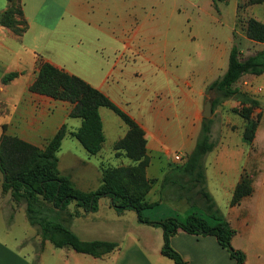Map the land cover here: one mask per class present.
Wrapping results in <instances>:
<instances>
[{
	"label": "rangeland",
	"instance_id": "obj_1",
	"mask_svg": "<svg viewBox=\"0 0 264 264\" xmlns=\"http://www.w3.org/2000/svg\"><path fill=\"white\" fill-rule=\"evenodd\" d=\"M116 1L120 2V0L114 2ZM245 1L240 0L242 5L245 4ZM71 2L72 0H57L56 3L45 0L36 2L28 0L27 13L30 15L32 23L30 25L28 22V30L25 35L26 46L32 45L31 49L39 52L43 47V41L48 37L49 30L52 29L63 10L73 5ZM146 2L148 17L143 27L144 31L141 32L139 38L141 44L145 46L147 56L153 55L156 63L139 58V61L127 66L122 82L128 87H133L132 90L139 92V95L135 97L134 91H132V104L134 103L132 112L136 116L140 115L142 122L150 130L156 129V119L159 120L157 128L160 135L155 150L151 154L152 164L149 169V176L160 178L162 181L169 172L177 173L179 177L176 176L173 179L174 182L172 181L175 187H178L177 191L182 194H194L200 184L194 182L195 176L183 171L187 156L194 150L190 149V145L189 147L183 145V142L186 141L185 135L188 130L187 126L191 121L192 110V106L186 104V93L188 92L189 98H194L199 86H204V84L222 77L228 70L233 47L238 48L242 58H248L262 50L260 47L252 46L247 42L242 25H237V23L238 17L246 21L253 14H255L254 18L264 22V6L255 5L251 9L247 7L240 13L238 9L236 27H234L233 32V27L223 26L221 22L220 10L224 5L220 0H146ZM119 11H123L122 7ZM141 12L143 11L141 10ZM113 16L115 19L116 14ZM85 34H83V44L80 47L70 49V56L66 61L71 63L75 69L97 72V77L100 72V63L93 58L94 48L97 44L110 42L102 39L98 43L92 33ZM72 35L74 37L73 33ZM37 37L39 40H35ZM5 45L8 48L0 46V88L4 89L0 91V137L3 134L27 137L32 133V129L29 127V114L27 112L29 103L27 101L34 93L30 88L36 80L38 72L36 69L32 70L33 56L24 51L21 45L18 46L10 41H7ZM107 51L110 53L112 47H109ZM164 56L167 57L166 61ZM36 57L42 60V56L38 53H36ZM176 61L178 62L175 63ZM20 70L23 73H20ZM136 70L141 73L139 79L133 75ZM16 71H19L17 72L19 73L18 77L7 82L4 81L6 75ZM192 71L195 73L194 77ZM175 74H178L182 79L179 84L174 79ZM187 80L194 82L195 92H191L186 87L185 82ZM134 84L137 86L135 89ZM209 85L211 84H207L205 87L204 100L208 101L214 96L213 114L208 118L209 140L214 143V148L204 156L202 166L204 170L207 169L209 191L216 200L217 209L223 215H227L231 192L230 185L236 182L240 167L246 164L249 171H244L242 176L249 175L251 181H253L252 179L257 180V175L254 174L250 166L251 161L246 156L249 145L242 139L246 121L234 110L247 107L252 101H256L258 104L253 110L252 117L258 123L257 131L259 129L260 140H264V74L255 78L251 75L244 76L232 86L239 92L229 99H224L214 90H209ZM216 100L218 102L214 106ZM60 102L69 105V102ZM101 116L107 140L99 154L90 155L76 139L69 135L63 140L64 142L57 154L61 174L70 178L74 185L83 191L98 189L102 180V165L117 166L120 161V158L115 156L114 142L123 134L120 125L124 126L125 124L119 116L107 108L101 109ZM61 118V115L56 112L52 120L46 123L45 131L49 136L53 134ZM200 121V131L198 130V134H196V144L201 136L204 118L201 117ZM69 125L71 128H78L80 120L70 119ZM196 125L198 124L196 123ZM66 128L69 132L67 125ZM179 151H182L185 160L174 163V156L179 154ZM220 153L227 155L222 161H219L224 169L221 175L215 169L217 168L215 157ZM124 161L130 162L126 158ZM2 182L3 174L0 171V242L26 256L31 264H39L36 258L33 259L32 252L36 247L39 249L40 246L35 237V229L38 233L37 236H40V227L36 225L34 229L30 225L25 213V200L16 202L10 193H2ZM169 182H165V187L173 189ZM156 188L159 191L156 197L165 204L148 210V214L145 215L155 219L177 218V216L183 218L185 213L182 212L187 210V207L178 202L175 192H166L162 182ZM196 199L200 205L205 204L203 196L199 198L197 196ZM109 205V198L102 197L99 201L100 211L89 212L76 219L74 216L70 221L79 225V228L76 229L78 232L82 233L83 230L91 227L94 232L93 237L97 240L122 244L126 235L124 231H121L124 227L129 226L132 221L127 218L126 225L115 222L117 213L113 208H109ZM11 206H15L14 211ZM72 207L73 205L70 208L71 213H73ZM38 208L39 212H42L52 222H63L64 224L68 221L65 211L58 212L47 203L36 205L35 209ZM168 209L171 210L168 211ZM194 210L192 212H195ZM170 211L172 212L169 213ZM134 213V211H129L128 216L135 215ZM68 228L70 229V227ZM116 228L119 229L117 233H111ZM48 243L49 247L55 251L53 244ZM159 243L160 240L153 239V246Z\"/></svg>",
	"mask_w": 264,
	"mask_h": 264
},
{
	"label": "crops",
	"instance_id": "obj_2",
	"mask_svg": "<svg viewBox=\"0 0 264 264\" xmlns=\"http://www.w3.org/2000/svg\"><path fill=\"white\" fill-rule=\"evenodd\" d=\"M27 1L28 0H22V8L27 23L29 22L31 25L32 20L30 15L27 13ZM31 1L36 2L38 0ZM45 1H52L53 3H56L57 0ZM114 1L115 0H72L71 3H73V5H70L68 8L66 7L63 10L61 16L52 26V29L49 30L48 37H46L43 41V47L39 52L33 51L31 49L32 45H29L28 47L26 46L25 35L27 33L28 26L26 31L21 36H18L9 29L0 25V46L8 48V46L5 45L7 41L16 43L18 46L21 45V48H23L24 51L29 52L33 56L32 70L36 69V72L39 71V67L42 63L49 62L70 74L80 77L106 94L119 108L130 115L136 123L144 129L148 140L147 149L150 157V165L147 168V177L156 180L155 185L148 194L147 198L149 202H157L158 205L151 209L142 211L143 218H147L155 222L164 220V218L155 219L149 218L145 215L148 214V210L158 208L160 205L165 204L161 199L156 197L159 192L156 187L162 182L163 189L165 188L164 190H166V192H175V197L178 202L185 204L187 207V210L182 212L183 214L185 213L183 218L177 216L178 219L185 221L192 213L205 218L211 225H216V221L206 212L205 204L200 205L196 199L197 196L198 198L200 196L202 197L200 193L202 188H205L206 191L210 193L207 169H205V180L199 185V188L194 191L195 197L193 193L182 194L180 191H177L178 187H175L174 183H172V181L174 182L173 179H175L177 173L169 172L165 175L162 181L160 178L149 176V169L152 164L151 154L155 150L158 136L160 135L157 128L159 120L154 118L156 119V129L150 130V128L142 122L141 116H136V114L132 112L134 104H132L133 95L136 97L139 95V92L138 90H132L133 87H128L122 82L124 71L127 66L131 63H136L139 61V58H142L147 62L156 63L153 55L147 56L145 46L144 44H141V39L139 38L141 32L144 31L143 27L146 24L148 17V14L146 13L147 2L146 0H120L119 3ZM220 1L224 5L220 10V13L222 14L221 22L223 26L233 27L234 32L240 0ZM253 6H249L250 9ZM121 7L123 9L122 12L119 11ZM7 8L8 0H0V14L6 11ZM130 8L133 9L131 10ZM141 10L143 12H141ZM115 14L116 18L114 19L115 16L113 15ZM254 15L255 14H253V16ZM72 33L74 34V37ZM84 33H86L85 35H87V33H92L98 43H100L102 39L110 42L97 44L94 48L95 53L93 58L100 63V72L97 77V72L93 73L92 71H81L75 69L71 63L66 61L68 56H70V49H73V47H80L83 44ZM245 38L247 39V42L252 44V46H258L264 50V44L249 40L247 37ZM35 40H39V37ZM109 47H112V51L110 53L107 51ZM36 53L42 56V60L36 57ZM163 58L165 61L167 60L166 56ZM177 62L178 61L175 63ZM20 73L23 72L20 70ZM194 74V71H192L193 77ZM133 75L137 79L141 77L139 70H136ZM255 77L257 76H254V78ZM174 79L178 84L182 81L178 74L174 75ZM216 80L208 82L207 84H212ZM207 84L199 86L198 90L195 92L194 82L190 80L185 82L186 87L191 92H195L194 98H189L187 94L188 92L186 93V104L192 106V110L190 114L191 121L187 126L188 130L185 135L186 141L183 142V145H187V147L190 145V149H194L196 145V134H198V130L200 131V120L201 117H203L202 113L206 103L204 96ZM135 88H137L136 84H134V89ZM3 90V88H0V91ZM132 91H134L133 95ZM31 96L32 97L28 98L29 100L27 101L29 103L27 112L29 114V127L32 129V133L27 137H23L21 135L19 137L35 146L43 148L54 136L57 130L63 125H67L69 128L68 135L72 137L70 133L77 130L81 125V121L78 128H71V125H69L70 119H76L69 117L73 104L69 103V105H64V102L62 103L37 93H32ZM260 105L262 104L260 103ZM152 109L154 108L152 107ZM56 112H58L62 118L57 123L53 134L49 136L45 131V125L49 120H52ZM196 123L198 125H196ZM103 128L107 140L104 122ZM120 128H122L123 134L114 142V144L123 138L128 131V126L126 124L124 126L120 125ZM178 153V155L181 156V160H185L182 151H179ZM225 156L227 155L220 153L215 157L217 165V168L215 169L220 175L223 173L224 169L219 161H222ZM246 156H248L249 161H251V169H253L254 174L257 175V180L252 179V193L249 196L244 197L238 205L230 206V201L235 187L241 180L244 171H249L248 166L244 164L238 170V178L236 182L230 185L231 192L228 202L229 211L227 215H223L220 210L219 213L226 221L229 222L230 226L235 231L231 242L232 247L245 254L244 264H264V140H260L259 138V129L256 132L253 142L249 145V150L246 152ZM124 159L125 158H120L117 166L130 164V162L126 163ZM175 162L176 159L174 156V163ZM178 177L179 176H177V178ZM166 181H170L169 183L173 189H167L165 187ZM194 182L197 183L196 178H194ZM2 193L8 194L3 191V188ZM212 198L215 202V198L213 196ZM72 205L73 213L70 211ZM109 208H112L111 205H109ZM11 209L14 211L15 206H11ZM191 209H195V212H192ZM169 210L171 209H168V211ZM57 211L60 212V210ZM64 211L68 220L66 222L68 227H70V230H72L80 239L84 241L97 240V238L93 237L94 232L91 227H88L81 233L76 230L79 228V225L77 223H73L74 221H70L74 216L76 219L86 214L83 210H81V208L77 207L75 203H72ZM98 211H100V208H98ZM128 212L129 211H125L121 214L116 212L117 217L115 222L125 223L126 225L128 219L132 221L130 225L127 226L128 228L124 227L121 231H124V234L126 235L123 243L119 244L116 242L119 245L117 249L99 258L89 254L78 253L70 247L56 248L53 245L55 251L52 250L48 243L50 241H43L41 232L39 234L40 236H37L38 233L35 229L36 225H32L27 217L30 225L35 229V237L38 239L40 245L39 249L36 247L35 250H33V259L36 258L37 261H39V264H174L172 260L166 258L161 252L163 247L162 228L142 223L139 220L137 212L134 211L135 215L129 216ZM171 212L172 211L169 213ZM118 230V228L113 229L111 233H117ZM155 238L160 240V243L153 246L152 243ZM171 245L181 254L187 264H237L236 260L230 257L228 251L220 246L214 236H197L188 234L183 230H179L177 234L172 237ZM0 264H31V262L26 256L21 255L17 251L0 242Z\"/></svg>",
	"mask_w": 264,
	"mask_h": 264
},
{
	"label": "trees",
	"instance_id": "obj_3",
	"mask_svg": "<svg viewBox=\"0 0 264 264\" xmlns=\"http://www.w3.org/2000/svg\"><path fill=\"white\" fill-rule=\"evenodd\" d=\"M215 1V0H214ZM264 5V0H246L238 5L239 13L253 5ZM238 24L242 25L245 36L254 42L264 44V23L250 17L246 21L238 17ZM0 25L14 34L21 36L27 29L28 23L24 17L22 0H8V8L0 14ZM264 73V50L242 58L235 46L231 50L227 72L218 80L209 85L224 99L233 97L239 91L233 89L244 76H260ZM19 76L11 72L4 77L10 81ZM30 90L56 101H65L73 104L69 113L70 118L81 121L80 127L70 134L92 156L99 154L106 141L103 128L101 108H107L119 116L128 126L126 135L114 144L117 158H126L130 164L122 166L102 165L101 184L95 191H83L61 174L59 169L58 152L63 140L68 135L66 125H63L43 147L35 146L19 136L3 134L0 137V171L3 174L2 188L10 193L16 202L25 200L27 217L32 225L41 229L43 241H50L56 248L70 247L78 253L102 257L119 247L111 241H84L80 239L66 223L52 222L39 212L36 205L47 203L54 210L64 211L72 203L85 213L97 212L99 201L108 197L111 207L118 213L135 211L139 220L163 230L162 254L172 260L174 264H187L179 252L171 245L172 237L179 230L197 236H214L220 246L226 249L230 257L237 264H244L245 254L232 247V238L235 231L219 213L216 204L205 188L200 190L205 199V210L216 221L211 225L205 218L189 215L185 221L170 217L162 221H151L142 217V211L158 205L149 202L148 194L153 189L156 180L147 177V168L150 157L147 149L145 131L136 121L119 108L106 94L95 88L80 77L70 74L57 66L44 62L40 65L38 75ZM218 100L214 102V106ZM245 104V103H244ZM257 102L252 101L249 106L235 109L246 121L242 135L243 141L250 145L257 132L258 123L253 119V110ZM210 126L204 118L202 132L197 144L188 156L183 171L195 176L198 184L205 180V170L202 166L204 156L213 150L214 143L210 142ZM252 181L248 176H242L234 189L230 206L238 205L241 200L252 193ZM43 206V205H42Z\"/></svg>",
	"mask_w": 264,
	"mask_h": 264
},
{
	"label": "water",
	"instance_id": "obj_4",
	"mask_svg": "<svg viewBox=\"0 0 264 264\" xmlns=\"http://www.w3.org/2000/svg\"><path fill=\"white\" fill-rule=\"evenodd\" d=\"M213 100H214V96L205 103L204 110L202 113L203 118L205 119L210 118L213 114Z\"/></svg>",
	"mask_w": 264,
	"mask_h": 264
},
{
	"label": "built area",
	"instance_id": "obj_5",
	"mask_svg": "<svg viewBox=\"0 0 264 264\" xmlns=\"http://www.w3.org/2000/svg\"><path fill=\"white\" fill-rule=\"evenodd\" d=\"M175 159H176V161H180V160H181V156H179V155L177 154V155H175Z\"/></svg>",
	"mask_w": 264,
	"mask_h": 264
}]
</instances>
